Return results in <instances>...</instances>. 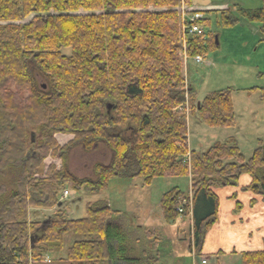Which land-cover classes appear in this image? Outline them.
Wrapping results in <instances>:
<instances>
[{
    "label": "trees",
    "instance_id": "trees-1",
    "mask_svg": "<svg viewBox=\"0 0 264 264\" xmlns=\"http://www.w3.org/2000/svg\"><path fill=\"white\" fill-rule=\"evenodd\" d=\"M181 3L0 0V264H53L50 253L64 251L69 233L79 239L56 264H157L156 253L137 256L120 212L108 204L87 202L84 217L68 218L59 201L66 188L98 194L117 178L139 177L144 186L189 178L190 191L171 188L159 209L166 225L185 223L190 195L188 237L197 254L217 220L214 188L247 175L246 190L264 198L263 141L248 158L232 143L189 149L186 116L229 128L234 112L229 90L197 101L186 85L184 55L204 56L215 44L212 37L184 39ZM221 14L225 27L244 19L264 31V0L256 10ZM59 135L70 139L60 145ZM99 145L110 152L108 163L93 166V179L73 175L70 150ZM48 157L60 167L50 163L42 173ZM50 210L44 223L30 218ZM240 260L264 264V250Z\"/></svg>",
    "mask_w": 264,
    "mask_h": 264
},
{
    "label": "rangeland",
    "instance_id": "rangeland-1",
    "mask_svg": "<svg viewBox=\"0 0 264 264\" xmlns=\"http://www.w3.org/2000/svg\"><path fill=\"white\" fill-rule=\"evenodd\" d=\"M183 2L189 13L195 10L191 4H187L185 0ZM192 3L195 7L205 4L226 5L230 10L233 8L254 10L256 8L251 6H255L257 0H192ZM247 6L252 9H246ZM221 11L202 12L201 22L205 21L204 24L201 23L204 32L202 37L206 40L212 37L216 44L215 49L208 51L204 56L199 55L203 57L200 65L193 61V57L186 56L187 60L183 59L184 75L186 84L194 92L197 101H201L212 92L229 90L234 125L229 128H210L186 116L188 146L190 150L205 152L217 142L232 143L239 148L245 158H248L258 146V141L264 143V31L259 24H251L253 29L250 25L244 27L238 23L225 27ZM229 14L233 16L234 12L230 11ZM30 18L21 23H27ZM63 52L68 55L69 50ZM187 113L186 110L185 115ZM57 139L62 145L69 138L59 135ZM109 159L110 152L102 145L91 152L74 147L68 154L67 166L76 177L93 179V166L97 163L107 164ZM44 163L42 173L50 163L60 167L59 161L50 157ZM187 184V178H163L144 186L141 178L134 177L114 179L110 181L107 189L98 194H90L85 190L75 193L66 188L65 190H70L73 194L62 200L60 209L64 210L68 218L77 219L84 217L87 202L106 203L112 210L120 212L116 219L127 231L129 246L137 256L145 250L157 254V264H198V258H193L189 246L188 223L176 221L174 224L166 225L162 221L159 209V201L165 192L173 187L186 192ZM53 212L54 210L39 211L31 214L30 218L44 223ZM147 226L156 232L154 238L150 240L144 236ZM214 230L212 227L206 233L203 244L206 249L216 246L218 242ZM77 239L79 237L72 233L65 236L64 251L50 253L54 260L53 264H56V259L65 255V249ZM203 253L207 252L203 250ZM208 256L213 257V253ZM224 263L241 264V260L229 256L225 258Z\"/></svg>",
    "mask_w": 264,
    "mask_h": 264
},
{
    "label": "crops",
    "instance_id": "crops-1",
    "mask_svg": "<svg viewBox=\"0 0 264 264\" xmlns=\"http://www.w3.org/2000/svg\"><path fill=\"white\" fill-rule=\"evenodd\" d=\"M259 1L261 0H257V4L255 6L252 5L251 7L258 9L260 7ZM188 2L192 5V8L195 9V11L200 12H203L204 10L226 11L230 9L229 7L226 8V5L205 4V6L195 7L193 6L192 0H188ZM251 7L247 6L246 9H252ZM238 24H241L244 27L250 25L253 29V25L244 19H241ZM67 137L70 139L69 136ZM187 182L186 192L190 190L189 178H187ZM250 182L251 178L244 175L238 179L235 186H220L213 189L219 200L217 220L212 226L215 228L214 234L216 235L218 242L216 246H211L209 249L202 246L203 248H201L200 254H197L196 249L193 247L192 237L189 236L188 241L193 258H195L194 255H201L209 258L213 264H225L224 260L229 256L239 260L240 255L243 252L264 250V198L254 195L246 190ZM190 218L191 216L189 215L188 218L183 220L189 225ZM146 228V230L144 228L145 239L149 240L154 238L153 236L156 232L153 229H148V226ZM140 230H142L141 227ZM203 250L207 253L204 254ZM212 253L213 257H209L208 255H212Z\"/></svg>",
    "mask_w": 264,
    "mask_h": 264
},
{
    "label": "built area",
    "instance_id": "built-area-1",
    "mask_svg": "<svg viewBox=\"0 0 264 264\" xmlns=\"http://www.w3.org/2000/svg\"><path fill=\"white\" fill-rule=\"evenodd\" d=\"M177 11L180 12L182 21H183V36L185 37H202L204 32L202 27L199 25V21L202 19V15L198 11L191 10L190 13L188 9L184 6V3L177 8ZM189 13V14H188ZM185 58V57H184ZM193 61L196 64H200L203 61L202 56H195ZM185 102H186V94H185ZM73 192L70 190H64L61 194L60 200L67 199L69 196H72ZM178 213H182L184 211L183 207L177 208ZM49 262V261H47ZM199 264H212L207 258H201L199 260Z\"/></svg>",
    "mask_w": 264,
    "mask_h": 264
}]
</instances>
